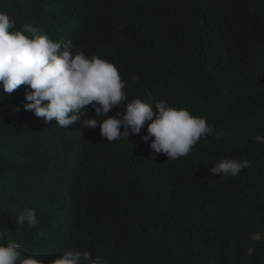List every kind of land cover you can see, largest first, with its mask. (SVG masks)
<instances>
[{
  "label": "trees",
  "instance_id": "1",
  "mask_svg": "<svg viewBox=\"0 0 264 264\" xmlns=\"http://www.w3.org/2000/svg\"><path fill=\"white\" fill-rule=\"evenodd\" d=\"M0 11L10 31L31 23L114 63L124 104L165 100L214 127L167 160L143 139L149 121L108 142L84 119L62 128L25 110L26 85L4 93L0 226L23 254L43 264L71 249L108 264H264V0H0ZM223 158L250 166L213 176ZM28 208L34 227L17 223Z\"/></svg>",
  "mask_w": 264,
  "mask_h": 264
},
{
  "label": "clouds",
  "instance_id": "2",
  "mask_svg": "<svg viewBox=\"0 0 264 264\" xmlns=\"http://www.w3.org/2000/svg\"><path fill=\"white\" fill-rule=\"evenodd\" d=\"M14 26L15 21L0 11V87L3 89L0 98L21 85L28 86L23 108L43 121L55 120L64 128L84 119L83 125L93 128L99 125L101 135L108 142L128 137L129 130L139 134L149 121L143 139L154 137L150 145L153 153L166 154L167 160L187 156L202 137L214 132L206 117L194 116L165 100L156 102L154 107L139 97L124 104L128 99L123 91L126 83L114 63L99 55L89 57L83 51L73 53L71 41H53L31 23L10 31ZM132 80L138 81L139 77L133 75ZM87 105L95 109L94 116L89 115ZM117 105L126 111L109 116L110 109ZM220 138L221 134H217L216 139ZM249 166L247 159L223 158L213 163L211 172L213 176L235 177ZM17 223L37 225L36 210L23 211ZM6 231L0 226V264H43L39 256L23 254L20 245L8 239ZM51 264H108V261L99 255L93 257L88 250L71 249L63 251Z\"/></svg>",
  "mask_w": 264,
  "mask_h": 264
}]
</instances>
